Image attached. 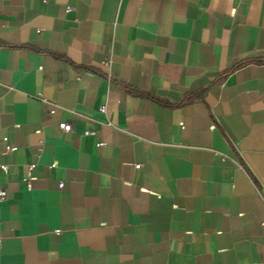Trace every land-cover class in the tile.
Here are the masks:
<instances>
[{
	"label": "crops",
	"instance_id": "crops-1",
	"mask_svg": "<svg viewBox=\"0 0 264 264\" xmlns=\"http://www.w3.org/2000/svg\"><path fill=\"white\" fill-rule=\"evenodd\" d=\"M3 163L0 264H264V0H0Z\"/></svg>",
	"mask_w": 264,
	"mask_h": 264
},
{
	"label": "built area",
	"instance_id": "built-area-1",
	"mask_svg": "<svg viewBox=\"0 0 264 264\" xmlns=\"http://www.w3.org/2000/svg\"><path fill=\"white\" fill-rule=\"evenodd\" d=\"M69 10H71V6H66V11H69ZM54 110H55V108L52 106V107L50 108V112L53 113ZM99 110H100L101 112H105V111H106V107H105V105L100 106V107H99ZM108 124H109V123H108ZM58 128H59L60 130H62V131H69V130L71 129V123L68 122V121H60V122L58 123ZM84 134L94 135V134H95V130L85 129V130H84ZM7 139H8L7 136H3V138H2V140H3L4 143H5V149H6V150H15V149H16V146L10 144V143L7 141ZM104 144H105V141H98V142H96V145H98V146H99V145H104ZM55 164H56V163L53 162L51 165L53 166V165H55ZM135 166H136V167H139L140 164L137 163V164H135ZM34 167H35V163H33V162H32V163H28V164H27V170H26V173H25V175L22 177V179L25 181V183H26L27 186H30V181H31V179L33 178V174H32V172H33ZM0 168H1V170L5 171V170L7 169V166H6V164L3 163V164H0ZM58 186H59V187H62V186H63V182L60 181L59 184H58ZM5 197H6V191H5L3 188H0V200H4Z\"/></svg>",
	"mask_w": 264,
	"mask_h": 264
},
{
	"label": "trees",
	"instance_id": "trees-1",
	"mask_svg": "<svg viewBox=\"0 0 264 264\" xmlns=\"http://www.w3.org/2000/svg\"><path fill=\"white\" fill-rule=\"evenodd\" d=\"M141 93H143V94H145L146 96L151 97V98L154 97L151 93H148V92H141Z\"/></svg>",
	"mask_w": 264,
	"mask_h": 264
}]
</instances>
